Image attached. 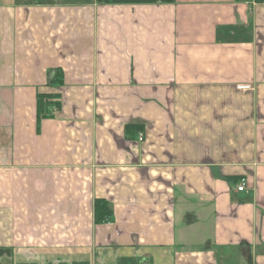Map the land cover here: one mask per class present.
<instances>
[{
    "label": "crops",
    "instance_id": "crops-1",
    "mask_svg": "<svg viewBox=\"0 0 264 264\" xmlns=\"http://www.w3.org/2000/svg\"><path fill=\"white\" fill-rule=\"evenodd\" d=\"M0 264H264V0H0Z\"/></svg>",
    "mask_w": 264,
    "mask_h": 264
},
{
    "label": "trees",
    "instance_id": "trees-1",
    "mask_svg": "<svg viewBox=\"0 0 264 264\" xmlns=\"http://www.w3.org/2000/svg\"><path fill=\"white\" fill-rule=\"evenodd\" d=\"M61 81V73L59 70H55V73L51 79L52 83H59ZM53 94L50 92H46L43 94H38V117L40 115H47V113H50V109L57 105V102H53ZM52 106V107H51ZM49 109V110H48ZM110 213V210L107 206V204L103 201L96 200L94 203V218L95 221H101L102 219L106 218Z\"/></svg>",
    "mask_w": 264,
    "mask_h": 264
},
{
    "label": "built area",
    "instance_id": "built-area-1",
    "mask_svg": "<svg viewBox=\"0 0 264 264\" xmlns=\"http://www.w3.org/2000/svg\"><path fill=\"white\" fill-rule=\"evenodd\" d=\"M141 139V137H139ZM244 188V181L241 180L240 185L237 187V190H243Z\"/></svg>",
    "mask_w": 264,
    "mask_h": 264
}]
</instances>
